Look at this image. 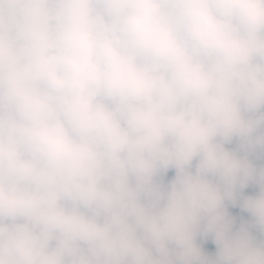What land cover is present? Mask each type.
<instances>
[{"label":"clouds","instance_id":"obj_1","mask_svg":"<svg viewBox=\"0 0 264 264\" xmlns=\"http://www.w3.org/2000/svg\"><path fill=\"white\" fill-rule=\"evenodd\" d=\"M0 264H264V0H0Z\"/></svg>","mask_w":264,"mask_h":264},{"label":"trees","instance_id":"obj_2","mask_svg":"<svg viewBox=\"0 0 264 264\" xmlns=\"http://www.w3.org/2000/svg\"><path fill=\"white\" fill-rule=\"evenodd\" d=\"M174 175V170H170L167 174V178L166 179H170L172 176ZM255 191V188L253 187H250V190H246V192L248 193H252ZM231 211L234 213V214H239V209L238 208H234V209H231ZM244 216L246 217L247 214H244ZM205 249L209 252H215V245L212 244L211 242H208L204 245Z\"/></svg>","mask_w":264,"mask_h":264}]
</instances>
